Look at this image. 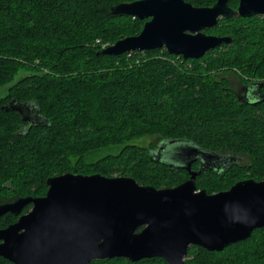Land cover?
Returning a JSON list of instances; mask_svg holds the SVG:
<instances>
[{"label":"trees","instance_id":"trees-1","mask_svg":"<svg viewBox=\"0 0 264 264\" xmlns=\"http://www.w3.org/2000/svg\"><path fill=\"white\" fill-rule=\"evenodd\" d=\"M134 1L0 0V87L20 70L28 73L0 100V203L43 197L46 181L66 173L175 187L189 179L187 172L153 156L169 141L234 159L221 171L201 172L197 190L212 194L242 180H264V102H239L227 81L216 79L218 73H239L243 81L262 82L264 91V18L254 17L259 28L242 34L236 21H219L208 32L232 42L196 60L164 49L97 54L140 33L144 21L110 12ZM13 99L30 104L34 115L38 111L40 125L2 110ZM145 137L156 141L135 144ZM16 220L4 215L0 229ZM185 262L264 264V227L221 252L191 246ZM0 264L12 263L0 257ZM90 264L166 263L118 258Z\"/></svg>","mask_w":264,"mask_h":264},{"label":"water","instance_id":"water-1","mask_svg":"<svg viewBox=\"0 0 264 264\" xmlns=\"http://www.w3.org/2000/svg\"><path fill=\"white\" fill-rule=\"evenodd\" d=\"M228 1L217 0L208 8H196L184 0H138L113 6L112 15L145 22L138 35L97 54L120 56L164 49L183 60L200 59L232 42L230 37L201 32L215 27L219 18L264 17V0H238L236 11L228 7ZM2 110L40 125L38 111L34 115L30 104L13 99ZM157 150L153 152L156 161L184 169L189 179L172 188L156 189L130 177L66 173L46 181L43 197L0 203V218L18 217L0 229V257L12 264H90L118 258L133 263L160 258L166 264H188L185 257L191 246L221 252L264 227V180H242L228 190L207 194L195 185L201 171L211 169L202 166L218 161L224 164L223 170L234 159L185 141L165 142ZM163 150L166 154L159 158ZM196 161L202 162L192 171ZM28 205H32L29 212L21 215Z\"/></svg>","mask_w":264,"mask_h":264},{"label":"flooded vegetation","instance_id":"flooded-vegetation-1","mask_svg":"<svg viewBox=\"0 0 264 264\" xmlns=\"http://www.w3.org/2000/svg\"><path fill=\"white\" fill-rule=\"evenodd\" d=\"M202 1L203 2L205 1L207 3L206 4L205 3L201 4ZM216 1L217 0H184L185 3H188V4H190V5H192L193 7H196V8H208V7H211V6H213L216 3ZM227 5H228V7L231 10L236 11L237 8H238V5H239V1L238 0H229ZM254 17H258V18H261V19L264 18L262 16H253V17H249V18H241L238 15H235V16H233L230 19L219 18L218 22L222 21V20H231L232 19L233 21H236L239 24H242V23L246 22L247 20L251 21V22H254L255 21ZM144 22H145V20H144ZM218 22H217V24H218ZM210 29H212V28L204 29L201 32L204 33L205 35L217 36V35H214V34H210L208 32ZM219 37H222V36H219ZM236 95H237L238 101L242 102V103H245V104H256V103L264 102L263 101V99H264L263 83L259 82V81H255V80H253V81H242V80L238 79V87H237ZM164 154H166V151H164V150L160 151L159 152V158L163 157ZM201 162L202 161H196L195 163H193L192 166H191V170L192 171H197L199 169V167H200V163ZM194 165H196V167H197L196 169H192V167ZM206 165L209 168H211V169L210 170H204L203 168ZM223 167H224V164L222 165V163H220L218 161H208L205 165L202 166L203 171H201V172H207V171H209V172L210 171L211 172H218V171H221L222 170L221 168H223ZM31 207H32V205H30L29 210L31 209ZM29 210L26 213H28ZM26 213H21V215L26 214Z\"/></svg>","mask_w":264,"mask_h":264},{"label":"rangeland","instance_id":"rangeland-1","mask_svg":"<svg viewBox=\"0 0 264 264\" xmlns=\"http://www.w3.org/2000/svg\"><path fill=\"white\" fill-rule=\"evenodd\" d=\"M237 25L234 27L235 31L239 34H242V33H245V31L247 29H250V31H256V29H258L259 27L257 26L256 22H244L242 24H239L238 22H236ZM250 27V28H249ZM240 36V42H243V39H242V36L243 35H239ZM227 37V36H226ZM28 73L24 70H20L17 75H15L14 79L10 82V83H7L6 85L0 87V100L2 98H4L7 93H8V89L14 85L17 80H19L20 78L26 76ZM216 79L217 80H221V79H225L228 83V89L233 92V94L236 96L237 98V95H236V92H237V87H238V79L242 80V77L240 76L239 73H234V72H226V73H218L216 75ZM252 81V80H250ZM156 141L155 138L153 137H145L139 141H136L135 144L140 146V147H148L150 144L154 143ZM106 152V151H104ZM102 152L101 155H104ZM115 151L111 152V153H115ZM109 153V152H107ZM113 177H118V176H113Z\"/></svg>","mask_w":264,"mask_h":264}]
</instances>
